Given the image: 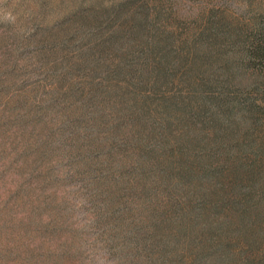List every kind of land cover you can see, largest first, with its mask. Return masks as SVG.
Instances as JSON below:
<instances>
[{
  "label": "trees",
  "instance_id": "obj_1",
  "mask_svg": "<svg viewBox=\"0 0 264 264\" xmlns=\"http://www.w3.org/2000/svg\"><path fill=\"white\" fill-rule=\"evenodd\" d=\"M176 2L81 4L56 71L126 160L112 177L149 264H264V18Z\"/></svg>",
  "mask_w": 264,
  "mask_h": 264
},
{
  "label": "rangeland",
  "instance_id": "obj_2",
  "mask_svg": "<svg viewBox=\"0 0 264 264\" xmlns=\"http://www.w3.org/2000/svg\"><path fill=\"white\" fill-rule=\"evenodd\" d=\"M177 2L235 25L264 18V0ZM91 3L0 0V264H149L129 235L133 198L112 177L126 160L102 151L108 141L79 121L73 82L56 71L64 20Z\"/></svg>",
  "mask_w": 264,
  "mask_h": 264
}]
</instances>
